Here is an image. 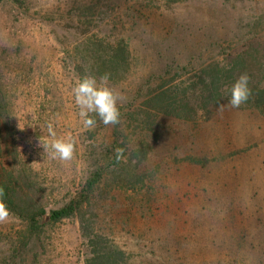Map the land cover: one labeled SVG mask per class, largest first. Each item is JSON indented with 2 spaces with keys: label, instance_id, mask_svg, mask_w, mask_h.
<instances>
[{
  "label": "rangeland",
  "instance_id": "rangeland-1",
  "mask_svg": "<svg viewBox=\"0 0 264 264\" xmlns=\"http://www.w3.org/2000/svg\"><path fill=\"white\" fill-rule=\"evenodd\" d=\"M88 6L94 9L85 10ZM77 8L81 10L76 12ZM254 26L264 31V0H189L171 5L162 0H1L0 84L7 107L0 115V173L15 166V161L17 166L27 163L41 186V206L48 211L42 232L22 254L17 253L15 240L27 228L25 222L10 214L0 223V264L83 261L78 218L52 223L49 210L62 206L87 179L94 165L88 156H102L113 139L114 125H105L90 114L96 125L92 135L87 133L72 94L80 77L64 66L68 53L90 38L128 43L131 71L120 82H108L120 97L121 115L147 108L148 95L159 86L167 67L193 57L195 64L198 58L224 59V54L239 49ZM49 122L57 136L71 134L75 142L71 161L50 159L40 146ZM135 126L133 122L126 133L129 141L136 138L135 145L141 130L146 131L151 169L145 183L137 186L128 180L103 184L96 208L100 231L130 248L135 264H254L248 250L225 255L220 254L225 251L198 245L197 221L201 213L204 220L209 214L201 209L198 190L190 184L197 174L189 168L167 169L164 164L181 135L192 139L193 125L154 116L142 128ZM258 135L256 127L251 130L245 123L230 128L239 150L249 149L241 154L243 166L255 157L263 158L257 151Z\"/></svg>",
  "mask_w": 264,
  "mask_h": 264
},
{
  "label": "trees",
  "instance_id": "trees-1",
  "mask_svg": "<svg viewBox=\"0 0 264 264\" xmlns=\"http://www.w3.org/2000/svg\"><path fill=\"white\" fill-rule=\"evenodd\" d=\"M162 1L171 5L189 0ZM89 9L92 11L94 6L85 8ZM258 27L254 26L255 29L243 37L237 51L224 54V59L203 61L198 58L195 64L193 57L167 67L159 78V86L148 95L147 108L136 112L130 109L127 114H121L120 122L113 126V139L103 148L102 156L94 159L88 156L94 165L87 179L62 206L49 210L52 223L78 218L84 246L82 264H135L130 248L100 231L96 212L98 191L104 183L119 180H128L136 186L145 183L151 169L146 131L141 130L135 145L136 138L129 141L126 132L133 122L137 123L136 128H142L154 116L193 125L192 139L181 135L164 164L167 169L189 168L197 174L190 184L198 190L201 209L209 214L204 220L201 213L197 221L198 245L225 251L220 253L225 255L248 250L254 256V264H264V31L259 32ZM132 65L133 55L124 39L111 42L105 38H90L64 58V66L73 76L81 79L88 74L99 80L107 73L108 82L124 80ZM241 74L249 77L248 101L239 108L219 112L217 107L227 104L231 87ZM177 77L186 79L178 81ZM5 93L0 84L1 116L7 107ZM201 114L203 119H200ZM236 123H245L251 130L258 129L261 141L257 151L262 160L255 157L246 166L240 164L245 161L241 154L249 149L240 151V144L231 139L230 128ZM87 133L92 135L91 128ZM1 149L0 129V152ZM116 149L123 150L119 160ZM178 161L181 165H176ZM17 164L15 161V166L0 173V187L4 189L3 202L10 214L23 220L27 227L15 240L17 253L22 254L42 232L43 216L48 210L41 206V186L34 172L27 168V163ZM205 233L210 237L203 238Z\"/></svg>",
  "mask_w": 264,
  "mask_h": 264
},
{
  "label": "clouds",
  "instance_id": "clouds-1",
  "mask_svg": "<svg viewBox=\"0 0 264 264\" xmlns=\"http://www.w3.org/2000/svg\"><path fill=\"white\" fill-rule=\"evenodd\" d=\"M109 74L105 73L99 80L92 75L86 74L76 81L72 88V94L76 106L79 108V116L85 128H93L96 125L95 114L105 125H115L120 122V111L117 107L120 97L108 84ZM249 77L241 74L232 85L230 94L227 96V104H219L217 110L223 112L225 108L235 109L246 103L251 95L248 87ZM40 146L50 159L61 162H69L73 159L75 142L71 134L57 136L52 122L47 124V137H40ZM123 150L116 149V158H121ZM4 189L0 187V223L9 219L10 212L3 202Z\"/></svg>",
  "mask_w": 264,
  "mask_h": 264
}]
</instances>
